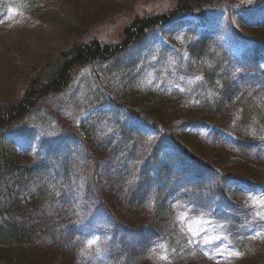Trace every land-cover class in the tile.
<instances>
[{
    "label": "rangeland",
    "instance_id": "374dc122",
    "mask_svg": "<svg viewBox=\"0 0 264 264\" xmlns=\"http://www.w3.org/2000/svg\"><path fill=\"white\" fill-rule=\"evenodd\" d=\"M96 1L103 4L107 14L96 24L95 31L83 39L93 35L103 41L119 40L123 26L133 15L168 9L173 3ZM254 2L244 7L243 0H238L201 17L176 18L149 31L120 59L77 69L63 93L47 99L36 113L1 136L3 152L36 157L46 177L60 180L61 174L70 169H85L84 156L92 150L97 158V180L92 185L100 189L104 200L113 203L119 189L128 187L137 196L143 192L153 195L161 189V196L172 194L168 203H173L174 209L168 229H155L152 225L142 232L163 264H264V180L249 183L229 177L223 183V191L213 176L201 173L167 139L158 137L150 124L127 112L128 107L143 108L139 102L145 100L144 91L167 92L171 96L165 102L168 110H174V118H182L177 121L179 130H192L210 141L213 129L201 123H185L184 115L191 105L213 93L203 72L218 68V64L220 74H230L243 92L257 90L256 102L264 108V46L246 34L250 27H264V0ZM53 13L48 3L37 16L14 10L0 25V101L18 99L23 90V72L41 65L74 37ZM203 38L210 44L205 49L207 56L198 61L191 47ZM109 87L111 94L106 91ZM238 110L233 109L229 127L239 118ZM261 121L255 119L247 136L251 137L253 151L264 157ZM227 131L232 134V130ZM153 140L158 144L157 150L161 149L158 164L155 168L147 163L138 168L148 157L147 143ZM156 143L150 148L153 153L157 151ZM104 145L107 146L103 149ZM160 168L165 175L159 176ZM172 172L178 176L173 178ZM14 179L0 181L1 208L11 202L7 188L15 192L26 185L24 180ZM149 215V211L141 209L133 214V219L136 223L145 222L150 220ZM99 217L108 224L102 210ZM133 233L118 232L131 242L141 238ZM114 237L106 228L93 234L92 252L100 261L116 260Z\"/></svg>",
    "mask_w": 264,
    "mask_h": 264
},
{
    "label": "trees",
    "instance_id": "16d2710c",
    "mask_svg": "<svg viewBox=\"0 0 264 264\" xmlns=\"http://www.w3.org/2000/svg\"><path fill=\"white\" fill-rule=\"evenodd\" d=\"M236 1L173 0L168 9L133 15L123 26L119 40L103 41L93 35L83 39L85 34L95 31L96 24L107 14L103 4L96 0H0V25L14 10L37 16L48 3L53 14L59 16L63 25L71 30L69 34L74 36L41 65L23 72V90L18 99L0 101V138L36 113L47 99L63 93L77 69L120 59L142 42L149 31L164 27L176 18L201 17ZM253 2L243 0L241 5L250 6ZM246 34L258 45L264 46V27H250ZM209 44L206 38L193 44L191 51L195 59L199 61L207 56L205 49ZM231 78L230 74L227 77V73L222 71L220 74L219 64L218 68L205 70L203 79L211 90L213 88V93L186 109L185 123H201L213 129L210 141L192 130H179L177 121L182 118H174V110H168V103L165 102L171 96L167 92L144 91L145 100L139 102L143 108H127L131 116L140 117L150 124L158 137L167 139L201 173L213 176L223 191V183L229 177L249 183L264 180V157L253 151L251 137L247 136L254 127L255 119L262 120L261 124L264 121V108L256 102L257 90H251L250 94L243 92L239 83ZM106 91L111 94L112 89L109 87ZM116 103L121 104L117 100ZM161 107L167 112L166 115ZM234 108L240 110L239 118L229 127V120L234 118ZM224 119L228 120L226 124ZM227 128L232 130V134ZM155 143V140L147 143L148 157L137 165L138 168L145 167L146 163L153 168L158 164L161 149L157 150V143L154 149L158 152L153 153L150 149ZM108 146L111 147L112 143ZM3 151L0 145V181L15 178L24 180L26 185L15 192L7 188L11 202L8 207L0 206V264L165 263L154 255L150 239H145L142 232L152 225L155 229H168L174 209L173 203H168L173 198L172 194L161 196V189L153 195L143 192L144 195L137 196L132 193L134 189L128 187L127 190L119 189L120 194L116 193L112 203L110 199L104 200L100 189L92 185L97 180V158L92 150H88L87 156H84L87 157L85 169H70L61 174L60 180L46 177L42 173V163L36 157L31 158L24 153L10 156L9 152L5 154ZM163 171L159 169V176L165 175ZM172 176L176 178L178 175L172 172ZM1 192L0 189V196ZM141 209L150 212V220L136 223L133 214ZM101 210L108 218V224L102 223L99 217ZM131 221L134 224H130ZM140 223L146 225L141 227ZM103 228L115 235L113 250L116 260L100 261L92 252L93 234ZM119 231H133L141 238L131 242L120 236ZM150 231L154 230L150 228ZM124 239L127 242L123 243Z\"/></svg>",
    "mask_w": 264,
    "mask_h": 264
},
{
    "label": "snow or ice",
    "instance_id": "6c2138e0",
    "mask_svg": "<svg viewBox=\"0 0 264 264\" xmlns=\"http://www.w3.org/2000/svg\"><path fill=\"white\" fill-rule=\"evenodd\" d=\"M238 255V254H237Z\"/></svg>",
    "mask_w": 264,
    "mask_h": 264
}]
</instances>
